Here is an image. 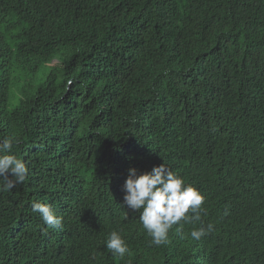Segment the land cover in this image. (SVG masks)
<instances>
[{"label": "trees", "instance_id": "16d2710c", "mask_svg": "<svg viewBox=\"0 0 264 264\" xmlns=\"http://www.w3.org/2000/svg\"><path fill=\"white\" fill-rule=\"evenodd\" d=\"M9 136L29 178L0 192V264H264V0H0ZM162 163L205 212L154 246L123 185Z\"/></svg>", "mask_w": 264, "mask_h": 264}, {"label": "clouds", "instance_id": "9594fccd", "mask_svg": "<svg viewBox=\"0 0 264 264\" xmlns=\"http://www.w3.org/2000/svg\"><path fill=\"white\" fill-rule=\"evenodd\" d=\"M19 143L15 136L0 140V192L11 191L29 178L25 161L13 152ZM123 188V205L139 213L140 224L151 238L150 245L167 244L174 225L179 226L176 231L180 232L182 222L201 221L205 212V197L200 191L164 163L139 174L135 168H129ZM31 211L38 213L48 228L63 229V217L51 205L36 201ZM124 219H128L126 213ZM213 230L214 225L209 223L207 227L193 228L190 237L199 241ZM103 243L113 257L123 260L126 254L131 255L121 231H111Z\"/></svg>", "mask_w": 264, "mask_h": 264}]
</instances>
